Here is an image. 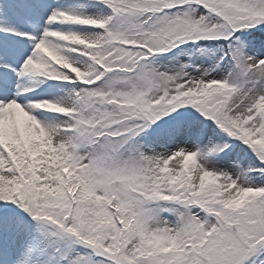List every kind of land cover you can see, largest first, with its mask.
Segmentation results:
<instances>
[{
  "label": "snow or ice",
  "instance_id": "snow-or-ice-1",
  "mask_svg": "<svg viewBox=\"0 0 264 264\" xmlns=\"http://www.w3.org/2000/svg\"><path fill=\"white\" fill-rule=\"evenodd\" d=\"M0 264H264V0H0Z\"/></svg>",
  "mask_w": 264,
  "mask_h": 264
},
{
  "label": "rangeland",
  "instance_id": "rangeland-1",
  "mask_svg": "<svg viewBox=\"0 0 264 264\" xmlns=\"http://www.w3.org/2000/svg\"><path fill=\"white\" fill-rule=\"evenodd\" d=\"M65 27H67V26H65ZM21 30L32 31V28H31L30 25H28V24H24V25L22 26V29H21ZM181 59L184 60V61H187L188 57H182ZM194 59H195V57H194ZM200 59H204V58L201 57Z\"/></svg>",
  "mask_w": 264,
  "mask_h": 264
}]
</instances>
